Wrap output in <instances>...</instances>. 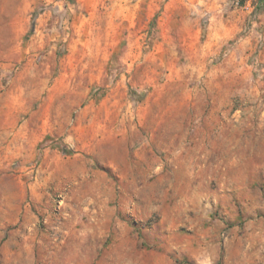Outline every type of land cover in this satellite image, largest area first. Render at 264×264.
<instances>
[{
    "label": "rangeland",
    "instance_id": "1",
    "mask_svg": "<svg viewBox=\"0 0 264 264\" xmlns=\"http://www.w3.org/2000/svg\"><path fill=\"white\" fill-rule=\"evenodd\" d=\"M0 0V264H264V0Z\"/></svg>",
    "mask_w": 264,
    "mask_h": 264
},
{
    "label": "crops",
    "instance_id": "2",
    "mask_svg": "<svg viewBox=\"0 0 264 264\" xmlns=\"http://www.w3.org/2000/svg\"><path fill=\"white\" fill-rule=\"evenodd\" d=\"M204 1H206V0H204ZM211 1H215V0H208V3H206V4H208V7L205 9V10H202L203 11V13L204 12H211V11H213L214 10V6L213 5H211ZM255 1H260V0H244V3H245V5H246V9H249V7L252 5V3H254Z\"/></svg>",
    "mask_w": 264,
    "mask_h": 264
}]
</instances>
